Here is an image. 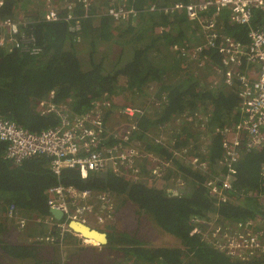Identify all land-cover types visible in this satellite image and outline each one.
<instances>
[{"label":"trees","instance_id":"obj_1","mask_svg":"<svg viewBox=\"0 0 264 264\" xmlns=\"http://www.w3.org/2000/svg\"><path fill=\"white\" fill-rule=\"evenodd\" d=\"M174 1L176 0H163L168 2L167 4ZM55 2L66 4V0ZM159 2L161 1L129 0L128 3L138 9L139 12L136 14L140 13L142 17L152 3ZM34 3V0H7L0 8V17H19L21 14L25 16L29 22L25 30L34 34L38 44L43 48L41 54L32 56L18 51L10 52L0 47L1 117L11 119L31 130L54 126L59 123L60 117L54 111L43 110L41 102L45 100H51L57 106L65 105L69 113L78 114L96 111V103L100 100L106 101L109 104L108 114L116 106L115 104L112 107L114 95L124 91L119 79L126 78V89L140 94L141 97H144L143 94L146 93L143 92L152 82L160 83L158 89L160 93L156 97L159 107L152 109L151 114L146 108L149 106L147 102L146 105L137 106L142 113L136 118L139 128L133 131V136L141 143L143 139H147L146 132L153 131L159 123L183 121L182 129L190 144L193 137H199V133L195 130V134H189V131L192 127L198 128L201 121H206L209 130H214L216 126L221 128L231 126L239 121L240 108L235 86L228 89L222 87L215 91L208 89L204 76H196L195 71L185 68L189 63L186 61L188 56L182 53L185 52L183 50H195L204 42V38L199 28L184 12L160 13L154 15L158 16L157 19L148 23L145 21L138 32L140 35L137 36V33L136 37L138 40H148V44L136 49L129 45L132 49L131 58L124 66H121L120 60V66L116 65L109 72L105 69L106 63L97 61L95 57L98 43L96 37H100L99 33L109 31L111 28L112 23L108 19L102 20L97 26L89 19L83 23V30L79 35L90 37L92 45L91 62L86 67L78 55L76 46L80 39L78 40L77 34H71L69 23L65 20L53 22L34 20L35 16L31 18L28 15L35 6ZM37 3L45 5L44 0H37ZM76 9V13L82 14L79 8ZM255 21L260 22L258 17ZM155 23L159 26L163 23L161 26L167 27L159 36L152 34L157 25ZM128 25L129 27L124 29L125 34L135 32L138 27L132 22ZM128 30L131 32H127ZM224 32L245 43L248 42V29L244 26H230L225 23ZM124 36L122 34L121 37ZM175 45L181 49H175ZM159 56L160 63L152 61ZM198 58L208 63L218 62V55L212 49H205ZM191 61L195 63L194 60ZM206 68L209 70V64ZM183 74L188 76H181ZM208 74L212 75V71H208ZM51 91L55 92L53 98ZM210 103L211 110L207 106ZM197 109L202 110H199L200 115L196 116L195 123L187 122L185 116L192 115ZM220 140L217 134L216 147L215 144L212 150L209 147V153L203 154V158L215 161L220 156L222 150ZM146 146L162 156H170L168 148L161 144L146 142ZM5 150L6 145L0 140V264H7L3 263L2 259L10 258L24 264H79L75 255L82 252L78 246L80 239L71 232H67L62 238L61 229L57 226H46L47 230L39 234L32 243L27 244L16 243L11 234L9 235L13 226L16 227L15 224H9L7 217L9 206L15 204L25 217L31 219L48 216L50 210L46 204L47 190L59 181L48 168L45 157H33L18 165L4 158ZM176 162L177 169L184 173L183 177L186 176L190 188L184 195H172L165 188L157 187L155 181L132 182L129 178L111 172L92 173L87 179H83L77 170L67 169L61 175V181L64 184L121 196V204L132 202L137 206L139 213L149 214L165 232L180 241L179 247H149L139 237L118 232L116 228L110 226V242L106 247L120 248L130 264H253L232 261L198 235L191 234L189 218L193 215L207 216L216 212L221 214L224 220L255 217L256 214L262 213L258 197L252 195L238 197L220 207L214 206V201L202 186L201 174L183 165L182 162ZM263 165L264 147L244 154L237 164L238 172L234 182L239 192L264 190ZM168 174L167 178L170 176V173ZM49 232L57 237L56 241L47 240ZM62 239L66 241V247L60 249ZM91 242L100 244L98 240ZM43 248H50L52 252L46 255L42 251Z\"/></svg>","mask_w":264,"mask_h":264},{"label":"built area","instance_id":"obj_2","mask_svg":"<svg viewBox=\"0 0 264 264\" xmlns=\"http://www.w3.org/2000/svg\"><path fill=\"white\" fill-rule=\"evenodd\" d=\"M6 1L0 0V8ZM44 1L42 11L35 14L34 20H65L70 24L69 30L79 34L82 25L80 17L74 13V0H66L64 5L57 4L56 0ZM77 1L88 9L92 0ZM149 10L164 14L184 12L195 23L204 42L195 50H183L185 52L182 53L188 56L189 61L198 62L201 71L206 70L209 64L211 71H218L216 76L224 77L228 86L236 87L239 121L223 128L216 126L212 133L206 127V121H201L200 126L195 128L200 133L199 137H193L190 144L183 140L185 143L180 142L178 146L177 140L165 143L160 135L164 123H159L153 131L146 132L145 140L168 148L170 156H162L148 148L143 140L141 143L133 136V131L139 128L136 117L142 113L136 106L123 109L129 122L120 132L109 128L105 118L109 104L101 100L96 103V111L83 114L69 113L65 105L57 106L51 100L42 101L43 110L54 111L60 120L58 124L40 130L28 129L0 116V140L6 145L4 158L20 165L33 157H45L48 168L59 181L48 188L46 204L49 210H61L65 219L58 220L50 212L48 216H39L31 221L36 226H57L63 235L67 231L72 232L68 225L72 219L89 225L96 222L100 227L108 226L116 208L112 194L62 183L61 175L67 169L77 170L83 179L92 173L111 172L129 178L132 182L155 181L157 187L165 188L176 196L184 195L189 187L186 176L183 177L184 173L177 169L176 161H179L201 174L202 186L214 201V206L220 207L238 197H258L261 215L224 220L216 212L207 216L193 215L189 218V224L191 234L198 235L232 261L264 264V190L239 192L234 184L239 160L249 151L264 147V0H176L164 6L152 4ZM223 11H227L226 16ZM136 12V9L126 4L112 5L106 9V15L116 22L127 20ZM256 17L260 22L255 21ZM225 23L246 27L248 42L226 34ZM28 24L27 19L21 16L0 17V47L32 56L41 54L43 48L35 35L25 30ZM161 28L164 31L167 29L164 26ZM175 49L181 48L175 45ZM205 49L216 52L217 63L198 58ZM246 65L251 66L250 71H245ZM54 96L55 92L51 91V97ZM199 115L197 109L184 119L195 123ZM217 134L221 138V154L215 161L207 160L203 154L209 153L208 142L210 140L212 143L213 136ZM262 175L264 182V165ZM169 179L172 185L167 186ZM7 217L15 221L19 231L27 227L30 221L21 215L15 204L9 206ZM56 239L52 232L48 233V241ZM83 240L89 242L86 238Z\"/></svg>","mask_w":264,"mask_h":264},{"label":"rangeland","instance_id":"obj_3","mask_svg":"<svg viewBox=\"0 0 264 264\" xmlns=\"http://www.w3.org/2000/svg\"><path fill=\"white\" fill-rule=\"evenodd\" d=\"M35 5L29 12L28 15L32 18L35 16V14H38L42 11L43 5H40L37 3V0H34ZM63 2V1H62ZM223 15H227V11H223ZM21 17L23 19H26L25 16L21 14ZM115 26H112L109 31H104L103 33H99L101 36L96 37L98 39L97 43V52L95 54L97 61H104L105 69H108V71H112L116 65L117 67L120 66V60H121V66L125 65V62H127L128 59L132 56V49H130L129 45H132L133 48H138L139 46H146L148 44L147 40H138L136 41L134 38H131L130 36L121 37L123 34V29L118 30H112ZM105 33V36L103 34ZM152 33V31H151ZM154 36H159L162 34V28L161 26H157V28L153 29ZM114 37V38H113ZM91 39L90 37H87V35L83 36V38L76 43L78 55L83 63L84 66L88 67L91 62V54H92V45L90 43ZM156 57L152 61L155 63H160V58ZM169 59V58H168ZM186 61L189 63L187 69L189 71H195L196 76H204L205 80L210 81L212 75L208 74L209 70H199V66L189 61L188 58ZM192 62V63H190ZM257 69L258 66H255ZM211 74V72H210ZM119 83L124 86V91L114 95V101H112V107L116 104L114 109L111 112L107 111L105 113V116L107 114L106 122L111 130L116 132L117 130L120 132L122 130V127L126 125L127 122H129L128 116L124 112L125 107H131L135 108L138 105L142 106L147 102L149 106L146 108L149 110L148 113L152 114V109H157L159 106H157L158 101L156 99L157 94L159 93V86L160 83L152 82L148 88L145 89L143 93L144 97H141L140 94H135L131 90L126 89V83L127 79L122 78L119 79ZM206 85V83H205ZM208 86V85H206ZM146 96V97H145ZM156 103V105H155ZM121 104H125V106H121ZM208 108L211 110L212 106L211 103L207 105ZM111 109V108H109ZM170 124H175L176 122H169ZM181 126L184 127V122H178ZM148 142L147 140L143 139V143L146 144ZM174 183V182H173ZM172 185V181L169 179L167 182V186ZM189 187L187 188L188 193ZM113 200L116 203L115 213L113 215V218L109 220L106 225H101L102 229L106 232H111V227L116 228L118 232H126L128 234H131L133 236L139 237L141 240L146 243L147 246H168V247H179L180 241L174 237L173 235L165 232L152 218L149 214L146 213H139L138 208L135 204H133L130 201H127L124 204H121L120 199L121 196H113ZM20 213L23 214V212L20 211ZM91 216V215H90ZM25 217V216H24ZM35 217V216H34ZM94 217V216H93ZM28 222L27 227H25L23 230L19 231L15 222L12 220H8L9 224H15L16 227L13 226L11 232V237L16 243L19 244H27L32 243L35 238L39 236L44 230H47L44 226H36L35 223H31V218ZM94 227H100L98 223L95 222ZM99 225V226H98ZM108 230V231H107ZM68 233L71 231H67ZM63 235L65 237L66 233ZM36 233V234H35ZM72 233V232H71ZM35 234V235H33ZM74 236L80 239L78 246L81 247L82 252H79L75 255V258L78 259L79 264H120L119 262L123 264H130L129 261H127L123 256L122 252L120 251V248L118 247H106L107 245H97L93 244L91 242H87L83 240V237H79L72 233ZM50 242V241H49ZM66 242V241H65ZM64 242V239H62L60 245V249L62 247H66ZM42 248V246H41ZM43 253L47 255V253H51L52 250L50 248H43ZM3 260V261H2ZM1 261L3 263L7 264H24L23 262L10 258L2 259Z\"/></svg>","mask_w":264,"mask_h":264},{"label":"crops","instance_id":"obj_4","mask_svg":"<svg viewBox=\"0 0 264 264\" xmlns=\"http://www.w3.org/2000/svg\"><path fill=\"white\" fill-rule=\"evenodd\" d=\"M161 2H159V3H154V4H159V5H164V4H167L168 2H163V0H160ZM111 2V0H94L93 1V4H92V8H91V11L92 12H95V13H97L98 15L93 19V23H94V25H99L100 23H101V21L102 20H104V19H108V21H110L112 24H111V27L112 26H115V27H119V29H123V33H124V29L128 26L129 27V22H132L133 23V25L134 26H138L137 27V29H136V31L134 32V31H132L131 32V30H128L127 32H131V33H124V35L127 37V36H134V39L136 40V41H138V39H137V37H136V34L140 31V29H141V27H142V25H143V23L146 21V23H148L149 21H152V20H154V19H157L158 18V16H154V15H156V14H162V12H151L150 10H149V8H150V6L153 4H151L148 8H147V11L144 13V15L142 16L143 17V19H142V17H141V15H140V13H135V14H133V15H131L127 20H124V21H119V22H116V21H114L111 17H109V16H107L106 15V7H108L109 5V3ZM126 3V5H128L129 7H133L134 9H136L134 6H132V5H129V0H115V3L117 4V3ZM136 11L137 12H139L138 11V9H136ZM156 17V18H155ZM131 20V21H130ZM153 23V22H152ZM157 24V25H156ZM163 23H160V26L162 25ZM155 27H154V29L155 28H157V26L159 25L158 23H155ZM115 27L113 28V30H118V29H115ZM162 27V26H161ZM165 27V26H164ZM169 29V28H168ZM103 35H105V33L103 34ZM120 35H122V34H120ZM140 34L138 33V35L137 36H139ZM124 36V37H125ZM101 38V37H100ZM114 38V37H113ZM148 41V40H147ZM136 49V48H135ZM191 61V60H190ZM188 66H186L185 68H187ZM250 68H251V66L250 65H246L245 67H244V69H245V71L247 72V71H250ZM185 71H186V69H185ZM212 71H213V74H212V77H211V79H210V81H207V80H204V82L206 83V85H208V89H214V91L215 90H217V89H219L220 90V88H222V87H224V88H231L230 86H228L226 83H225V80H224V77H221V76H216V73L218 72V71H216V70H213L212 69ZM181 76H183V77H187L188 75H186V74H183V75H181ZM182 77V78H183ZM204 82H202V83H204ZM160 93V92H159ZM159 93H158V95H159ZM160 95H162V94H160ZM199 110H202V109H199ZM238 113H239V111H238ZM137 118V117H136ZM182 127L183 126H181L178 122H176L175 124H170V123H164V127H163V130H161L160 131V135L163 137V140L165 141V143L166 144H170L172 141H174V140H177V142L180 144V142L181 141H183V140H186V141H188V137L184 134V132H183V129H182ZM155 129V128H154ZM195 130L196 129H194L193 127H192V129L189 131V134H195ZM197 131V130H196ZM214 130H210V132L212 133ZM197 133V132H196ZM199 135H200V133H199ZM189 137H193V136H190L189 135ZM209 147L211 148V150L213 149V144H215V147H216V145H217V141H216V136H213V141H212V143H211V141L209 140ZM221 148V147H220ZM221 150V149H220ZM21 215L22 216H24V214H22L21 213ZM28 220H30L29 218H28ZM29 222V221H28ZM31 223H33V221H31ZM95 223L94 222H91V224H90V226H92V227H94L95 225H94ZM36 225V224H35ZM99 226V225H98ZM94 228H98V229H101V227H94ZM62 232V231H61ZM72 233H74L73 231H72ZM65 234V233H64ZM75 235H77V236H79V237H81L82 238V236L81 235H79V234H77V233H74Z\"/></svg>","mask_w":264,"mask_h":264},{"label":"water","instance_id":"obj_5","mask_svg":"<svg viewBox=\"0 0 264 264\" xmlns=\"http://www.w3.org/2000/svg\"><path fill=\"white\" fill-rule=\"evenodd\" d=\"M50 212L58 220L65 219L64 213L59 209L51 208ZM68 225H69V228L73 232L81 235L83 238L88 239L89 237H94V238L98 239V241L101 245H107L110 242V237H109V234L107 232H105L101 229H98V228H94L87 223L72 219L68 222Z\"/></svg>","mask_w":264,"mask_h":264},{"label":"clouds","instance_id":"obj_6","mask_svg":"<svg viewBox=\"0 0 264 264\" xmlns=\"http://www.w3.org/2000/svg\"><path fill=\"white\" fill-rule=\"evenodd\" d=\"M75 2H76V7H75V9H74V13L77 15V16H79L80 17V20H81V25H82V29H81V31L79 32V34L82 32V30H83V23L87 20V19H89V20H93L98 14L97 13H95V12H92L91 11V8H92V4H93V1L94 0H92L91 1V3H90V6H89V8L88 9H86L85 8V6H84V4H82V3H80V2H78L77 0H74ZM118 4H120V5H124V4H126V3H115V0H111V2L108 4L109 6H112V5H118ZM155 5H157V4H155ZM108 6V7H109ZM128 6V5H127ZM160 6H164V5H160ZM108 7H106V9L108 8ZM76 8H79L81 11H82V14H78V13H76ZM153 12V11H152ZM69 23V22H68ZM70 25V24H69ZM70 31V30H69ZM71 32V31H70ZM71 34H76V33H72L71 32ZM77 35L78 36V40L80 39H82L83 38V35L82 36H80V35ZM80 36V37H79ZM188 57H186V59H187ZM101 230H103V229H101ZM103 231H105V230H103ZM106 232V231H105ZM75 233V232H74ZM108 233V232H107ZM109 234V233H108Z\"/></svg>","mask_w":264,"mask_h":264},{"label":"bare ground","instance_id":"obj_7","mask_svg":"<svg viewBox=\"0 0 264 264\" xmlns=\"http://www.w3.org/2000/svg\"><path fill=\"white\" fill-rule=\"evenodd\" d=\"M87 240H88L89 242H91V241L98 240V239H96V238H94V237H89ZM91 243H92V242H91Z\"/></svg>","mask_w":264,"mask_h":264}]
</instances>
